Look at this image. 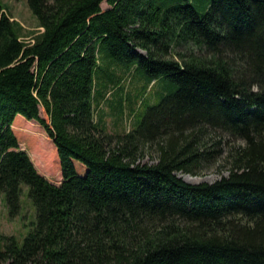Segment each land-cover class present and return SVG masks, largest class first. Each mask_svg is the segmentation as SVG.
Wrapping results in <instances>:
<instances>
[{"label": "trees", "instance_id": "16d2710c", "mask_svg": "<svg viewBox=\"0 0 264 264\" xmlns=\"http://www.w3.org/2000/svg\"><path fill=\"white\" fill-rule=\"evenodd\" d=\"M26 1L30 41L0 0V192L14 214L26 184L36 217L22 244L0 234V264H264V0ZM131 70L138 97L164 92L112 133L95 108L120 111ZM15 118L52 139L60 183ZM217 159L211 183L177 175Z\"/></svg>", "mask_w": 264, "mask_h": 264}, {"label": "rangeland", "instance_id": "374dc122", "mask_svg": "<svg viewBox=\"0 0 264 264\" xmlns=\"http://www.w3.org/2000/svg\"><path fill=\"white\" fill-rule=\"evenodd\" d=\"M1 1L6 14H8L12 20H15L20 25V30L23 33V40L30 41L33 32L35 33L38 31L39 27L37 26L36 17L32 14L27 5V1ZM107 7L108 4L103 1L101 3V8L105 9ZM134 74L131 70L122 82L124 88L120 91L122 101V108L120 111L114 110L115 107L113 105L116 103L117 99V94L115 93L108 94V99L102 101L101 105L95 108V110H97V118H102L106 129L109 132L122 133L130 130L133 126L137 113L143 109V106L139 105V101H134V99L138 97V90L141 83L144 81V78L140 77V75L136 73L137 77L135 79ZM150 86L146 89L144 96L141 97V95L139 97H141L145 102L148 99L152 104H154L157 101L156 94L157 97L162 94V92H164V87L161 86L160 80H157L156 85L151 89ZM128 96L131 97V101L127 99ZM39 114L42 117L47 118V115L42 107L39 108ZM16 119L17 118H15V120ZM12 126L13 130L17 133L20 147L26 150L37 171L50 179L52 182L57 184L60 183L62 177L58 165L56 149L52 139L48 137L43 127L34 119H17ZM155 158L156 151L151 148L145 152L141 161L151 163L156 160ZM218 162L219 160L217 159L214 163H211L207 167H203L200 170L196 169L199 173L195 175L186 172H178L177 175L191 183H199L203 181L211 183L218 179L220 175H225L227 173V167L224 166V163ZM219 164H222V167L219 166ZM188 176L191 180L187 179L189 178ZM35 217L36 210L28 196V186L26 184H21L19 209L14 214H10V210L5 202L4 193L0 192L1 235H13L17 242L22 244L25 236L34 226ZM3 244L4 241L0 239V247H2Z\"/></svg>", "mask_w": 264, "mask_h": 264}, {"label": "bare ground", "instance_id": "6f19581e", "mask_svg": "<svg viewBox=\"0 0 264 264\" xmlns=\"http://www.w3.org/2000/svg\"><path fill=\"white\" fill-rule=\"evenodd\" d=\"M189 177V176H188ZM187 178V177H186ZM187 179H190L191 180V178L189 177V178H187Z\"/></svg>", "mask_w": 264, "mask_h": 264}, {"label": "water", "instance_id": "95a60500", "mask_svg": "<svg viewBox=\"0 0 264 264\" xmlns=\"http://www.w3.org/2000/svg\"><path fill=\"white\" fill-rule=\"evenodd\" d=\"M189 182V181H188Z\"/></svg>", "mask_w": 264, "mask_h": 264}]
</instances>
